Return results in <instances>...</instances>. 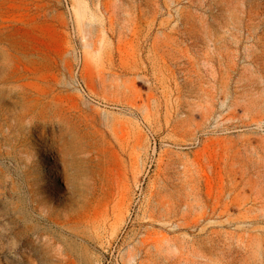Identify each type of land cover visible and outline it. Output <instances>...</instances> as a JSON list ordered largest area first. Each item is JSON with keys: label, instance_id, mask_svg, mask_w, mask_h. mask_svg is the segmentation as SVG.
<instances>
[{"label": "rangeland", "instance_id": "374dc122", "mask_svg": "<svg viewBox=\"0 0 264 264\" xmlns=\"http://www.w3.org/2000/svg\"><path fill=\"white\" fill-rule=\"evenodd\" d=\"M0 264H264V0H0Z\"/></svg>", "mask_w": 264, "mask_h": 264}]
</instances>
